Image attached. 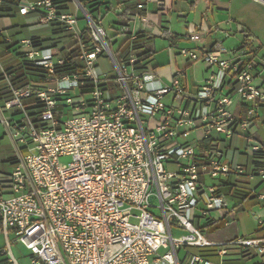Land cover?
I'll use <instances>...</instances> for the list:
<instances>
[{"label": "built area", "instance_id": "2783aa9c", "mask_svg": "<svg viewBox=\"0 0 264 264\" xmlns=\"http://www.w3.org/2000/svg\"><path fill=\"white\" fill-rule=\"evenodd\" d=\"M71 3L74 12L54 0H19L18 7L23 16L38 12L42 24H63L79 47L80 73L58 74L63 53L36 47L32 39L19 45L26 63L45 71L42 82L16 87L0 61L12 94L0 102V122L16 150L8 181L0 183L2 254L10 264H22L11 235L29 251V264H182L183 247H215L221 258L235 246L264 254V235L214 241L205 231L219 220L232 224L224 182L247 175L264 184V143L256 138L264 60L245 59V49L229 51L222 43L202 54L182 48V55L207 68L203 83L191 91L182 83L186 69H176L165 83L141 50L117 60V41L111 44L102 25L106 12L95 19L78 0ZM143 9L140 2L127 16L117 33L120 46L139 40L141 32L131 23L146 17ZM189 37L195 39V32ZM103 57L114 63V76L99 70ZM32 96L41 104L39 122L24 105ZM239 133L258 158L254 169L230 160L222 147ZM256 196L264 205V191ZM190 264L210 262L193 255Z\"/></svg>", "mask_w": 264, "mask_h": 264}, {"label": "crops", "instance_id": "0c3cea01", "mask_svg": "<svg viewBox=\"0 0 264 264\" xmlns=\"http://www.w3.org/2000/svg\"><path fill=\"white\" fill-rule=\"evenodd\" d=\"M105 2L111 3L115 8L112 12L118 17L116 21L112 22L115 33H118L120 28L125 25L124 20L119 19V15L123 13L124 9L134 8L135 11H138L137 4L144 3L145 9L139 12L146 17L136 24L132 22L131 25L136 27L144 37L146 45L140 50L145 54V60H148L147 67L154 70L165 83L171 82L176 69L181 68L187 71L189 67L199 64L192 63L188 56L182 55V48H189L202 54L211 50L218 43H222L229 51L245 49V59L264 60V0H105ZM74 10L75 6H71L70 11L74 12ZM17 16L33 20L25 24L26 27L23 28L21 26L24 25H14L11 22V17L0 18V26L3 28L1 30L6 36L13 38L15 43L21 39H31L35 35L44 36L47 34V25L36 24L38 22L36 14L25 16L18 14ZM35 24L39 26H35ZM190 32H195V39L189 37ZM248 36H250V40H247ZM119 46L118 44L117 49ZM4 47L0 45V49L6 51H3L5 60H0L2 65L7 68L19 65L21 59L17 53ZM15 48L18 49V52L24 53L25 51L19 44ZM152 48L154 51L148 53ZM224 57L230 58L232 55L226 54ZM98 66L100 68L99 62ZM204 69L200 79L196 77V81L190 82L187 78L185 83L183 81L182 83L187 84L191 91H195L207 76L206 66ZM100 71L105 72L101 69ZM3 85L4 83L0 84V90L4 87ZM244 113L245 107H242L240 109L241 116ZM257 123L259 131L256 138L264 143V135L259 136L260 124L264 127V106L258 108ZM237 138L240 147L235 145ZM247 146V139L242 133L236 134L231 139H224L222 144V147L228 152L230 160L247 166L251 170L257 166L258 158L248 153ZM242 148H244L245 158L235 160L236 152ZM12 169L13 167L11 171ZM209 181L215 182V180ZM223 190L227 194L231 209L229 218L232 220V224L225 227L224 222L219 220L216 224L208 226L205 231L209 237L214 241H224L240 236L262 237L264 225H261L260 220L264 219V205L259 202L256 192L264 191V184L256 177L245 175L239 178L232 177L229 181L224 182ZM239 212H243V214L241 215ZM241 218L243 221L251 222L255 230L244 233L240 228ZM182 232L179 229L175 230L176 234ZM5 246L0 245V262L10 264L7 256L2 254ZM208 250V256L204 257L200 252L201 248L183 247L178 252V258L182 264H190L193 255L202 256L210 264H251L255 263L256 257L264 256L253 248L237 246L231 247L224 258L219 256L217 248L210 247ZM259 264H264V260Z\"/></svg>", "mask_w": 264, "mask_h": 264}, {"label": "trees", "instance_id": "16d2710c", "mask_svg": "<svg viewBox=\"0 0 264 264\" xmlns=\"http://www.w3.org/2000/svg\"><path fill=\"white\" fill-rule=\"evenodd\" d=\"M55 3L60 5V8L63 10H70L71 0H54ZM19 0H5L3 5L0 7V18L3 17H16L19 14V7H18ZM82 7H84L92 16L97 19L101 17L103 10L108 13L115 9L112 7L111 3H106L105 0H78ZM74 6V5H73ZM135 10L134 8H125L123 13L119 15V19L124 20V24H127V16L130 13H133ZM33 14V13H31ZM38 16V22H40V16L38 12H34ZM20 15V14H19ZM29 15V14H28ZM35 24V25H36ZM42 24V23H41ZM46 25V24H45ZM18 27V26H17ZM23 28L26 25L21 26ZM46 35H35L31 39L36 47H52L54 49H58L63 55L65 56V64L58 68V74H76L80 73L83 68V63L79 59V47L76 42L73 41L72 37L67 35L64 32L63 24L59 22H53L47 25L46 28ZM15 35V34H13ZM88 36V35H87ZM86 36V39L88 38ZM10 36H6L4 33H0V45L5 46L7 50L17 53L18 57L21 59V62L16 67H5L7 70V74L10 75V82L12 85L16 87H22L31 82H42L45 77V71L41 67H37L34 65H30L26 63V55L23 52H18L16 49V45L19 44L15 43V40L10 37L11 41H8L7 38ZM144 37L140 33L139 40L135 42L133 45L131 42L125 41L121 44V46L114 51V55L117 60H126L132 52H136L144 47L145 40ZM145 55V54H144ZM2 56V55H1ZM0 56V57H1ZM1 71V68H0ZM4 83V87L0 90V102L3 104L7 100L12 98L11 91L8 87L7 81L0 72V84ZM24 105L26 106L28 114L32 117L33 121L39 122L40 121V113H41V104L40 101L35 97L32 96L24 101ZM11 166L14 167L16 163V159H10ZM9 174H1L0 183L7 182ZM208 248H201V254L204 257H207Z\"/></svg>", "mask_w": 264, "mask_h": 264}, {"label": "rangeland", "instance_id": "374dc122", "mask_svg": "<svg viewBox=\"0 0 264 264\" xmlns=\"http://www.w3.org/2000/svg\"><path fill=\"white\" fill-rule=\"evenodd\" d=\"M82 15H83V11L80 10L79 16L82 17ZM10 19L14 25H25V24H28L29 22H32V20H33V19L21 18L19 16L12 17ZM117 19H118V17L116 16V14L114 12L110 11L104 15V18L102 20V25L107 30V33L110 36V39L112 42L111 44H113L115 41H117L115 43V45L113 46L114 51H115V49H117L118 44H120L122 42L121 34L115 33V30L113 29L114 27L112 26V22L116 21ZM85 24H86L85 20H83V19L80 20V26L81 27H84ZM35 26H39V25H35ZM0 29H3V28L0 26ZM3 51H5V49H0V56L2 55L0 57V60H5L3 58L5 56V55H3ZM184 63H186L185 60H184ZM99 64H100L99 70L101 69L102 71L107 72L109 74V76L115 75V71H116L115 65L110 58H107V57L101 58L99 60ZM204 66H203V63L199 62V64H195L192 67H189L187 69V78L190 80V82L196 81V77L199 79L202 77L204 70H205ZM182 81L185 83V79H182ZM260 127H261V130H260L259 136H263L264 135V127L262 124H260ZM235 145L236 146L239 145V147L241 146L240 142L238 141V138L236 139ZM243 152H244V148H242L241 150H238L236 152V155H235V160H243V158H245V154H243ZM230 154L232 156V152ZM15 157H16L15 146L11 140V137L8 133L7 128L5 127V125L2 122H0V175L10 173L11 168H12L11 163H10V159L15 158ZM69 160H70L69 157H62L61 158V162L63 164H66L67 162H69ZM239 214L242 215L243 212H239ZM212 216L214 218H220V215L217 211L212 212ZM240 228L244 233H247V231L255 230L254 225L251 222H248L247 220L243 221L242 218L240 220ZM10 240H11L12 250H13V253L15 254L16 258L22 264H29V261H30L29 260L30 259L29 258V254H30L29 251L21 243L15 241L14 235H11ZM0 245H2V246L6 245L5 237L2 234H0ZM164 252H165V250H163V249L160 250V254H163ZM184 252L185 251L183 250V253ZM263 260H264V256H259V257H256L254 259L255 263H251V264H256V263L259 264V263H262ZM0 264H7V263L0 262Z\"/></svg>", "mask_w": 264, "mask_h": 264}, {"label": "water", "instance_id": "95a60500", "mask_svg": "<svg viewBox=\"0 0 264 264\" xmlns=\"http://www.w3.org/2000/svg\"><path fill=\"white\" fill-rule=\"evenodd\" d=\"M82 10L88 15V12L84 7H82Z\"/></svg>", "mask_w": 264, "mask_h": 264}]
</instances>
